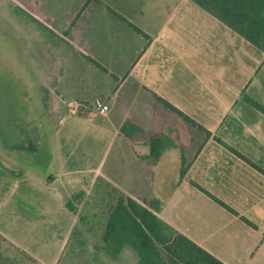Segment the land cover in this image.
<instances>
[{"label": "rangeland", "instance_id": "374dc122", "mask_svg": "<svg viewBox=\"0 0 264 264\" xmlns=\"http://www.w3.org/2000/svg\"><path fill=\"white\" fill-rule=\"evenodd\" d=\"M137 5L0 0V235L12 242L0 237V264H41L48 254L59 255L47 264L123 261L103 243L108 209L119 193L157 198L160 219L226 263L252 264L264 256V175L223 142L262 160L256 164L264 168V116L246 100L264 104L263 54L237 46L235 57L231 42L221 43L201 54L202 66L222 71L211 84L217 88L201 71L179 65L158 67L159 81L150 84L142 73L145 61L131 66L147 44L133 24L149 29L150 20L137 13L131 23L119 17ZM206 26L216 35V24ZM171 70L185 71L183 107L190 101L188 111L209 133L159 103L150 104L147 115V87L163 92ZM97 101L111 105L109 115L98 112ZM202 102L203 111L197 107ZM134 111L140 124L178 138L187 173L180 177L178 156L154 168L152 177L143 160L133 159L129 141L115 131L122 113ZM117 254L138 257L130 244Z\"/></svg>", "mask_w": 264, "mask_h": 264}, {"label": "crops", "instance_id": "0c3cea01", "mask_svg": "<svg viewBox=\"0 0 264 264\" xmlns=\"http://www.w3.org/2000/svg\"><path fill=\"white\" fill-rule=\"evenodd\" d=\"M99 1H101V0H99ZM124 1H125V3L132 2V1L138 3V5L136 6V8L134 10L132 9L131 11H123L124 15L120 14V17L124 21H129V18H131L132 14H135V13L140 14L141 17H143L145 15L146 18L148 17V19L150 20L148 23L149 29H146L140 23L138 24L139 26L135 23L134 24L132 23L134 25V27H136L139 30V31L136 30V32L139 34V36H142L145 38V41L147 44L145 45V47L143 49H140L139 54L136 55V57L133 59V62L131 65V66H133L134 69H136L145 61L144 65H145L146 69L142 70V73L144 74V76L149 75L148 81L150 84H156L157 81H159L158 80L159 71L157 70L158 67H161L162 65H164V67L165 66L166 67H170V66L175 67L176 65H179L181 68H184V70L186 72L188 71L189 68H194L196 70L201 71L203 81L210 88H214V87L217 88L216 85H211V84H215V80H218V81L221 80L220 75H221L222 71L218 70L217 68L215 69L214 67H209L207 65L202 66V60L201 59H203V58H202L201 54L204 51V49H206V48H208L210 51H214L215 45L220 46L221 43H227L228 44L229 42H231V44L234 46V48H233L234 49V51H233L234 56H235L236 51H237V46H239L240 48H243V49L245 47H248L250 52H252V49L253 50L255 49V51H258L261 54H263V57H264L263 51H259L258 49H256L249 42H247L243 38L239 37L236 33L232 32L228 27L223 25L218 19H216L215 17H213L212 15H210L209 13H207L206 11H204L203 9L198 7L196 4H194L190 0H124ZM129 22L131 23V21H129ZM127 24H129V23H127ZM214 24H216L218 26V27H216V35L214 33H212V30H209V28L206 26V25H209V27H210V26H213ZM221 25H223L224 28H221L222 27ZM151 51H152V54H151ZM146 55H149L150 57L146 59ZM235 57L233 58V60H235ZM239 57H240V54H239ZM243 57L245 58L246 56H243ZM168 58H170V62H167L165 64L161 63V61L163 59L167 60ZM94 60H96L98 62V65L101 64V66H104V67L110 66V63H107V62L105 63L102 60L100 63L99 59H94ZM199 62H200V64H199ZM112 65H115V64L113 63ZM235 67H236V64H235ZM202 68H204V70H202ZM131 69H132V67H131ZM185 71L181 70V71L174 72V70H171L170 72H168L164 77L165 81L163 82V84H164L163 88H161L164 90L163 92L158 91V93H157V92L151 90V88H152L151 85H150V87H147V90L149 92H152V94H149L148 98H146V100H145L146 101L145 105H147L146 113H147V115H150L151 111L148 109V108H150L149 107L150 104L159 103L163 107H166L160 101V99H163V100L169 102L171 105L176 107L178 110H180L184 114L188 115L190 118H192L197 123V125H191V126H196L199 129H204V130L209 131L208 128L204 127V125L199 124L194 119V117L191 115V113L188 111V107L190 109H192L190 107V101L187 105L188 106L187 109H186V107H183V104H187L186 103L187 102V93L183 89V80L185 77L184 76ZM124 78L121 77V81L122 80L125 81ZM121 81L119 82V85H118L119 88L122 86ZM246 86H247V84H246ZM118 87H117V89H118ZM241 90H246V89L244 87H242ZM156 91H157V88H156ZM234 97L238 98V95L237 96L234 95ZM248 98H251L254 100V98L252 96H250ZM131 99L133 100V105L136 107V100H137L136 95L133 94L131 96ZM184 101H185V103H184ZM105 103L108 105V109H107L108 112L107 111L106 112L109 115V113L111 111V109H110L111 105L109 106V104L107 102H105ZM193 104L191 103V105H193ZM260 104H262L264 107L263 103H260ZM197 107L202 111L205 110L203 102L201 104L197 103ZM250 108L256 112H259L261 115L264 116L263 113H261L258 109L254 108L253 106ZM168 110H170V109H168ZM172 112L175 115H177L174 111H172ZM119 118H120V121L118 122V125L116 127V131H115L117 136H123V137L127 138V140L130 143L129 145H131V147H132L133 159L135 161H136V159L143 160L146 163V166L144 167V171L146 170L148 174L150 173L151 174L150 177H152V174L154 172V170H153L154 168L159 167V165L161 163L166 162L170 158H174V157L176 158V156H178L180 158V161H179L180 169L182 167V160H184L183 166L185 167V173H187L186 169H188L189 166L184 165V164H185V162L186 163H188V162H187V160L184 159V152L182 150L183 144L181 145V142L178 141V138H177V141L175 142L171 139L170 135H168L165 131L157 130V129H153V128L150 129V128H147L144 125L140 124V122L138 121V118L135 115V111H134L133 115L129 114L127 112H124V113H122V115ZM126 119H130L133 123L140 126L146 133H140V134L135 133V134H133L132 138H129V137L121 134L120 133V127ZM180 119H182V118H180ZM170 130H173V129L170 128ZM154 132L165 134L166 136L169 137V139L174 144L173 147L165 149L162 152L160 158L155 162H153L152 159L148 156L149 155V147L146 144L147 143V133H154ZM175 136L176 137L178 136L177 133L175 134ZM215 139L222 144L221 140H219L217 138H215ZM223 142H224V145H228L229 151L235 157L241 158L242 160H244L246 162V164H250V167L255 168L259 172H262V171H260L258 168H260L261 170L264 171V168L262 166L256 164V163H260L262 160H258V159L251 160V159L247 158L245 155H243L241 152L237 151L236 148L229 146V144L226 143L225 141H223ZM25 143H27V141H25ZM28 147H29V144H28ZM180 169H179V174H180ZM89 170L92 171L93 169H89ZM79 171H81V170H79ZM262 174L264 175L263 172H262ZM129 197L138 198L140 200H144L145 202L151 200L152 198H155V197H151L150 199L146 200L144 198L137 197V196L136 197L135 196H129ZM162 210H163V205H162L161 211H159L157 213V215L160 214V212H162ZM231 214L235 217L240 218V215L237 212L231 213ZM241 220H243V219L241 218ZM243 221L247 222L245 220H243ZM253 226L255 228V225H253ZM173 228H175V227H173ZM176 230H178V229H176ZM0 237L2 239L8 240V241L11 240V239H7L6 237H3L1 235H0ZM190 239H192V238H190ZM193 241L195 243H197L199 246H201V244L198 243L197 241H195V240H193ZM263 241H264V234L262 235V242ZM9 242H10V244H12L11 241H9ZM201 247L204 248L203 246H201ZM204 249L207 250L208 252H210L211 254H213L208 249H206V248H204ZM58 255L59 254H48L46 260L40 259V263L41 264H47V262H53ZM115 255H117L116 260H118L119 258L123 259V261H121V262L118 261L116 264H126L127 258L130 259L129 256L132 257V262L130 261V264H141L139 257H136L135 254H115ZM214 256L216 258H218L219 260H221V258L217 257L216 255H214ZM257 258L254 259V261H251V259H250V263H252V264H264V256H260ZM221 261L224 264H229V263H226L225 261H223V259Z\"/></svg>", "mask_w": 264, "mask_h": 264}, {"label": "trees", "instance_id": "16d2710c", "mask_svg": "<svg viewBox=\"0 0 264 264\" xmlns=\"http://www.w3.org/2000/svg\"><path fill=\"white\" fill-rule=\"evenodd\" d=\"M190 1L256 49L264 52V0ZM133 28L139 31L136 27ZM246 100L264 114L262 104L251 98ZM160 101L188 124L197 125L192 118L169 102L163 99ZM120 133L132 138L135 133L146 132L130 119H126L120 127ZM146 144L149 147L148 156L153 162L160 158L165 149L174 146L168 136L158 132L147 133ZM183 162L184 160H182L180 176L185 174ZM258 169L264 173L263 170ZM192 185L201 189L230 212L236 213L195 183ZM162 205L157 198L145 202L119 193L107 213L103 231V243L106 248L112 254H117L124 244H130L136 250L141 264H224L188 236L160 219L157 213L161 211Z\"/></svg>", "mask_w": 264, "mask_h": 264}, {"label": "built area", "instance_id": "2783aa9c", "mask_svg": "<svg viewBox=\"0 0 264 264\" xmlns=\"http://www.w3.org/2000/svg\"><path fill=\"white\" fill-rule=\"evenodd\" d=\"M96 109L100 113H105L108 109V105L105 102L97 101L95 104Z\"/></svg>", "mask_w": 264, "mask_h": 264}]
</instances>
